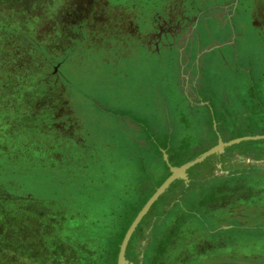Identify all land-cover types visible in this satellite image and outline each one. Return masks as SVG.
Masks as SVG:
<instances>
[{"label":"rangeland","instance_id":"rangeland-1","mask_svg":"<svg viewBox=\"0 0 264 264\" xmlns=\"http://www.w3.org/2000/svg\"><path fill=\"white\" fill-rule=\"evenodd\" d=\"M233 1L0 0V264H116L127 227L169 174L162 150L175 165L208 149L187 148L197 139L190 132L212 118L192 116L179 76L195 75L210 101L205 108L215 112L233 110L237 88L241 123L264 125V0ZM177 14L191 20L189 42L176 37L155 49L153 28ZM250 76L258 85H247ZM259 143L241 141L225 153ZM243 166L230 182L209 187L239 190L226 205L256 190L247 207L260 211L263 171ZM136 178L146 198L135 214L122 212L116 200ZM162 194L131 234L128 264H138L142 240L140 264L153 257L157 264H264L260 214L251 229L216 228L177 204L159 212L148 251L151 232L142 234L153 227L154 204L167 207ZM204 194L192 197L200 212L207 209L201 199L212 206L222 197Z\"/></svg>","mask_w":264,"mask_h":264},{"label":"flooded vegetation","instance_id":"flooded-vegetation-1","mask_svg":"<svg viewBox=\"0 0 264 264\" xmlns=\"http://www.w3.org/2000/svg\"><path fill=\"white\" fill-rule=\"evenodd\" d=\"M188 17L189 16H187L186 14H177L175 18H167L165 20V24L157 23V27H155V29L153 28L152 32V41L154 47L156 46L155 49H158L157 47H159V45H161L162 47L170 46V42H176V37H178V41H181L183 44H187L189 42V35L186 33L189 32L190 26L192 24L191 20H189ZM180 21L186 23L185 26L180 25ZM187 25H189V27H187ZM177 79L178 81L175 84L182 93L183 98L186 100V102H188V105L196 107L195 109L192 108V110L194 109V111H196L197 113H200V111L202 112L201 107H206L208 95L202 93L200 84L197 83L198 78L195 75H181ZM204 88L205 87L203 86V89ZM208 103L210 104L209 100ZM224 103L225 102L223 101L222 104ZM204 109L205 110L203 112H205L206 116H214L215 118L234 115V111H232V109L220 108L216 110V112L211 109ZM233 127L234 126H232L231 124L226 125L224 123L220 125L217 124L215 128L213 126L209 127L207 125L198 126L199 134L197 136V139L194 142L191 141L190 144L187 145V148L193 149V147H198L202 149L203 147H205V145H207L208 139L211 137L210 135L212 129L215 131V141L218 139V137L224 140L227 138L228 134L223 133V131H225V129L231 131L233 130ZM249 149L253 150L249 151ZM256 149V147H248V150H244L243 152H248V156L245 157L241 155V152H235L232 155L228 156L225 155V152H221L217 155L207 157L202 162L189 167L186 172V184L182 179H175L169 185L168 189L162 194H166V196L169 197L167 206H170V208H172L173 206H176V204L179 205L184 209V211L188 212L191 215H194L195 217H198L199 221L201 223H204L208 227H211V224H213V226L216 228H218L221 224L231 225L227 229H251L257 227V223H255L252 218L255 215L260 214V216L264 219V208L258 211L256 207H251L252 205L247 207L248 203L252 204L255 196L258 195L256 194V190L245 192L241 195L244 196V198H239L242 199L241 201H231L230 204L226 205V202L228 201V198L230 196L239 195V190L227 189L225 187H221L220 189L209 187L211 185L220 183L225 184L226 182H230L233 179L232 176H235L233 171L237 169L240 164H243V167H250L254 169V166L260 167L262 169L260 171H263L262 173L264 174V151L261 149L263 151V156L256 157L252 154L253 151L256 153ZM197 153L192 154V157ZM204 185H206L207 187H205ZM203 193H206L204 194L206 196L209 194L211 196H222L221 199L215 203V205L214 203H212V206L207 205V200L201 199V202L205 208H212L211 214L208 213L209 211H207V209L203 212H200L194 209L192 206V197L199 196ZM261 193L262 191H259L260 196L262 195ZM223 197H227V199L223 200ZM188 199L191 200L188 203L190 205V208L189 206L186 207L184 205V202ZM199 202L200 199H197V203ZM242 202L246 204L242 205ZM165 209L166 207L161 204L154 208L156 219L163 217L162 213L160 214L159 212H163ZM151 230L152 228H147L142 234L143 238L147 237L146 232H148L149 236ZM148 241L149 238L147 239V242Z\"/></svg>","mask_w":264,"mask_h":264},{"label":"water","instance_id":"water-1","mask_svg":"<svg viewBox=\"0 0 264 264\" xmlns=\"http://www.w3.org/2000/svg\"><path fill=\"white\" fill-rule=\"evenodd\" d=\"M237 2V0L233 1V5ZM263 136L256 135V136H242V137H236L234 139H231L227 142L221 141V139L217 140V143L214 144L213 146L209 147L208 149L204 150L203 152L199 153L192 159L180 164V165H170L168 163L167 155L166 153L162 150V156L163 159L165 160L166 164L168 165L169 169V174L168 176L155 188L153 193L148 197V199L145 201V203L142 205V207L138 210L136 215L134 216L133 220L127 227L120 243L118 246V252H117V258H116V264H128L129 261L125 257V251L126 247L128 244V241L131 237V234L135 230V227L137 224L140 222L142 217L146 214L150 206L153 204V202L162 194L166 191V189L169 187V185L175 180V179H182L183 181L187 180V175L186 171L189 167L193 166L196 163H200L203 161L206 157L219 153L225 146L231 145L233 143H237L242 140H248V139H255V138H260ZM229 225H222V228H227ZM148 234V232H146ZM140 253L138 255V264L141 263L142 261V252H143V247L146 244V240H142L140 243Z\"/></svg>","mask_w":264,"mask_h":264},{"label":"crops","instance_id":"crops-1","mask_svg":"<svg viewBox=\"0 0 264 264\" xmlns=\"http://www.w3.org/2000/svg\"><path fill=\"white\" fill-rule=\"evenodd\" d=\"M217 47H219V46H221V44H217L216 45ZM209 49V48H208ZM249 79V82H247V85L248 86H255V84H257L258 85V82H256V79L254 78V77H249L248 78ZM263 87V86H262ZM205 101H206V99H205ZM207 102V105H210L209 103H208V100L206 101ZM239 102H241V93L239 92V90L237 89V88H234V91H233V94H231V98H230V102H229V104H230V106L229 107H233V110L232 111H234V115L233 116H227V117H214V116H210V117H207V118H212L208 123H206L207 124V126H209V127H211V126H213L214 128L216 127V125L218 124V125H220V124H226V125H228V124H231L232 126H234L233 127V130H231V131H228V129H225V131H223V133H227L228 135H227V138L226 139H224V140H222L220 137H218V139H221V141H223V142H227V141H229V140H231V139H234V138H236V137H242V136H256V135H260V136H263V137H260V138H255V139H248V140H259V141H261V140H263L264 139V125H262L261 123L259 124V125H252L251 126V128H248L249 127V124H244L243 122L241 123V121H243V119H239V117H238V115H239V113H240V115H242V116H244L245 114H243V111L242 112H240V103ZM206 105V106H207ZM190 108V107H189ZM205 108V107H204ZM222 108H225V106L224 107H222ZM226 109V108H225ZM193 110L190 108V110H189V112L192 114V116H194V117H200V119H201V117L202 116H204L203 115V111L202 112H200V113H197V112H192ZM239 112V113H238ZM205 113V112H204ZM180 114V113H179ZM190 114V115H191ZM180 116V115H179ZM188 116V115H187ZM186 117V116H185ZM198 119V118H197ZM202 120V119H201ZM198 126H204V125H202V124H200V125H198ZM198 126L196 127V128H194L193 129V132L191 133L190 131V134L191 135H196V136H198V134H199V128H198ZM253 127V128H252ZM196 129V130H195ZM187 131V130H186ZM216 131H217V129H216ZM243 131V132H242ZM245 131V132H244ZM214 132V133H213ZM240 132V133H239ZM186 133V132H185ZM211 137L208 139V141H207V148H209V147H211V146H213L214 145V143H216L217 142V140L215 141V131L212 129L211 130V135H210ZM247 140V141H248ZM242 141H246V140H242ZM239 142H241V141H239ZM239 142H237V143H239ZM256 143H258V142H256ZM233 144H236V143H233ZM232 145V144H231ZM231 145H228V146H225L224 148H223V150L221 151V152H225V150L227 151V149H228V147L229 146H231ZM250 147H256L257 149H264V143H259V144H252ZM257 149H256V152H257ZM251 150H253V149H249V151H251ZM232 151H233V153H235V152H241V153H243L244 152V150H237V149H233L232 148ZM225 155H229V152L228 153H225ZM202 162V161H201ZM182 163H184V160L183 161H180V162H176L175 163V165H180V164H182ZM255 168H256V166H254ZM187 172V171H186ZM139 181H141V179H138V178H136L135 179V181H134V183H136V182H139ZM161 181V180H160ZM160 181L159 182H157V183H155L153 186H150V190H152L157 184H159L160 183ZM185 182V184H186V182L187 181H184ZM127 188V190H126V193H128L127 191L129 190V188L128 187H126ZM140 193H143V192H140ZM168 197V196H167ZM162 205V204H161ZM169 208V206H167L166 207V209H168ZM165 213H164V211H163V215H164ZM154 217V221L152 222V226L153 227H151L152 228V230H153V228H154V223L156 222V220L158 219H156V217L155 216H153ZM162 217H160L159 219H161ZM158 219V220H159ZM157 220V221H158ZM222 225H226V224H222ZM231 225H229V227H230ZM229 227H227V228H229ZM151 230V231H152ZM150 240V239H149ZM149 244H150V241H148L147 242V246H149ZM263 260H264V258H263ZM221 264V263H220ZM240 264V263H239Z\"/></svg>","mask_w":264,"mask_h":264},{"label":"trees","instance_id":"trees-1","mask_svg":"<svg viewBox=\"0 0 264 264\" xmlns=\"http://www.w3.org/2000/svg\"><path fill=\"white\" fill-rule=\"evenodd\" d=\"M263 179V177H261L260 178V180H262ZM257 182L258 181H253V185L255 186V188H257ZM132 185V184H131ZM131 185H130V187H129V190L127 191L128 193H126V191H125V189L127 190V188L126 187H123V190H124V193H122V197L121 196H119V197H121V199H119V200H116V204H115V206L116 207H120V206H122L123 208H122V212H124L125 210L126 211H128L129 213H133V214H135V212L138 210V206L140 205V203H142L144 200H145V198H146V195L144 194V193H140L141 192V190L139 191L138 190V185H136L135 183H134V185L131 187ZM260 189H261V187H260ZM117 197V196H116ZM165 199V198H164ZM163 199V200H164ZM160 202H161V200H159ZM157 202V203H155L154 205L155 206H158L159 204H160V202ZM152 211H153V209H152ZM113 212H115V210L113 211ZM148 220V219H147ZM147 220H144L143 221V223L142 224H145L146 222H147ZM158 220V219H157ZM156 220V221H157ZM159 220H161V219H159ZM158 220V221H159ZM157 221V222H158ZM142 224H140L139 225V227H138V231H141V229H142ZM154 229V228H153ZM124 230H125V228H124ZM122 234H123V232H122ZM151 235H152V237L150 236V242H151V244H149V246L147 247V250L149 251V250H153V248H154V244L156 243L155 242V240L154 239H156L157 237H155L156 235H157V233H155L153 230L151 231ZM134 236H135V234H134ZM134 238V237H133ZM132 238V239H133ZM150 248V249H149ZM147 251V252H148ZM146 256H147V253H146ZM148 256H151V257H153V255H148ZM147 260H146V264L148 263V259L149 258H146ZM150 260H152L151 261V263L152 264H157L156 263V261L155 260H158V258L157 259H155L154 260V257L153 258H150ZM159 264V263H158Z\"/></svg>","mask_w":264,"mask_h":264}]
</instances>
